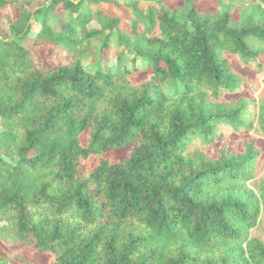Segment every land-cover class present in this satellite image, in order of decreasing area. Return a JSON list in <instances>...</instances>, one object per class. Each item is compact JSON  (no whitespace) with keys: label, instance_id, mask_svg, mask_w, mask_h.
Returning <instances> with one entry per match:
<instances>
[{"label":"trees","instance_id":"1","mask_svg":"<svg viewBox=\"0 0 264 264\" xmlns=\"http://www.w3.org/2000/svg\"><path fill=\"white\" fill-rule=\"evenodd\" d=\"M177 1L0 0V264H264V0Z\"/></svg>","mask_w":264,"mask_h":264},{"label":"rangeland","instance_id":"2","mask_svg":"<svg viewBox=\"0 0 264 264\" xmlns=\"http://www.w3.org/2000/svg\"><path fill=\"white\" fill-rule=\"evenodd\" d=\"M183 0H179L175 2V8H177L181 13L184 12V9L182 7ZM203 7H205L208 11H222L224 9L232 8V7H238V10L234 12V17L238 18L239 21L237 23H232L233 25L241 26L246 24L247 22V16L249 14V11L252 8L251 0H203L202 1ZM127 18H129L130 14L129 12H126ZM63 19L60 20V23H63ZM96 22H91L88 25V28L91 29L93 27H97ZM40 28L39 21L34 20L33 26L30 32V36L33 37L37 31ZM87 28V29H88ZM79 32L83 33V29H78ZM104 36H98L95 39H93L91 45L87 48V51L84 53V55H81L83 58L84 63L87 64L88 68H93L97 64L99 60V56L102 55V59L105 60L103 64H106L110 67H121L123 65H129L132 66V58L130 55H126L125 53L122 58V63L118 62V56L120 53V48L116 46V41L114 39H110V46L109 49H101L104 41ZM77 54L80 55V51H77ZM118 62L119 64H117ZM136 63L141 65L142 59L136 58ZM236 64V63H235ZM103 65V66H106ZM255 71H250L248 75L250 77L254 76ZM146 73L144 70H140L138 77L140 80L145 78ZM172 81H168V85H171ZM172 93V90L169 91ZM256 141V144L260 147H262V150H264V139L263 138H254L247 132L243 131L240 134L232 133L230 136V139L225 144L229 151L238 153H243L246 149V142H253ZM224 144H221L219 142L215 143L212 148L207 149L208 155H210L212 158L218 157L220 155V152L223 148ZM118 151L113 150L107 152L109 156L116 155ZM26 256L31 260V264H42L44 256L43 253L38 251L34 254L30 250L26 251Z\"/></svg>","mask_w":264,"mask_h":264}]
</instances>
